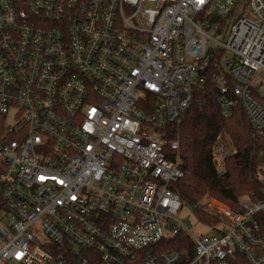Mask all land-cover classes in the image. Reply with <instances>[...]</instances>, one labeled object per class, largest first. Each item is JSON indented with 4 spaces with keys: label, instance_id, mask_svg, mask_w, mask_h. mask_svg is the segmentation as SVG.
<instances>
[{
    "label": "built area",
    "instance_id": "2783aa9c",
    "mask_svg": "<svg viewBox=\"0 0 264 264\" xmlns=\"http://www.w3.org/2000/svg\"><path fill=\"white\" fill-rule=\"evenodd\" d=\"M215 48L264 140V0H0V264H264V188L196 236L172 189Z\"/></svg>",
    "mask_w": 264,
    "mask_h": 264
},
{
    "label": "trees",
    "instance_id": "16d2710c",
    "mask_svg": "<svg viewBox=\"0 0 264 264\" xmlns=\"http://www.w3.org/2000/svg\"><path fill=\"white\" fill-rule=\"evenodd\" d=\"M223 53L220 49L209 52L210 60L202 73L204 83L195 91L178 127L171 131L179 142L178 163L185 172L183 177L204 190L202 195L199 190L190 191L180 184L181 179L173 186L182 204L193 208L206 195L236 210L238 196L248 194L257 199L264 188V140L241 107L233 108L227 117L221 115L213 78L224 73L231 80L221 66ZM220 140L226 142L228 149L234 148L235 153L224 159V172L219 175L215 149ZM194 214L202 224L215 222L203 209L194 208ZM240 264L247 262L242 258Z\"/></svg>",
    "mask_w": 264,
    "mask_h": 264
},
{
    "label": "rangeland",
    "instance_id": "374dc122",
    "mask_svg": "<svg viewBox=\"0 0 264 264\" xmlns=\"http://www.w3.org/2000/svg\"><path fill=\"white\" fill-rule=\"evenodd\" d=\"M220 32H222V33L215 35V36L218 37L217 38L218 41H223V33L225 32V27L223 25H221V31ZM215 49H217V48H215ZM228 59H229V55L226 52H224L223 56L221 58V66H222L223 70H226V66L224 64V61L228 60ZM255 80H258V79H255ZM261 85H262V87H264V83H262ZM262 89H264V88H261V90ZM184 174H185V172H184ZM180 184L185 186L186 189H188L190 191L193 190V192H194L196 190H199L201 195H202V193H204V190L202 188L201 189L197 188V186L195 184L191 183L185 177L181 178ZM246 196L251 197L250 195L246 194V195L238 196V198H243ZM212 201H217V200L205 195V196H202V198L199 200V202L196 206L200 205L201 207H199V208L203 209L207 212L205 204H209ZM181 216L184 218L185 224L189 228V231L192 235L196 236V235H199L200 233H204L206 231L203 227L199 226V223H198L196 216L194 214V208L193 207L184 206V208L181 210Z\"/></svg>",
    "mask_w": 264,
    "mask_h": 264
},
{
    "label": "water",
    "instance_id": "95a60500",
    "mask_svg": "<svg viewBox=\"0 0 264 264\" xmlns=\"http://www.w3.org/2000/svg\"><path fill=\"white\" fill-rule=\"evenodd\" d=\"M213 21H215V18H213Z\"/></svg>",
    "mask_w": 264,
    "mask_h": 264
}]
</instances>
